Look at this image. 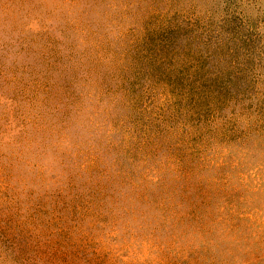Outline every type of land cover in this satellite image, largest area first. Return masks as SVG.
Segmentation results:
<instances>
[{
  "label": "rangeland",
  "instance_id": "374dc122",
  "mask_svg": "<svg viewBox=\"0 0 264 264\" xmlns=\"http://www.w3.org/2000/svg\"><path fill=\"white\" fill-rule=\"evenodd\" d=\"M0 264H264V0H0Z\"/></svg>",
  "mask_w": 264,
  "mask_h": 264
}]
</instances>
